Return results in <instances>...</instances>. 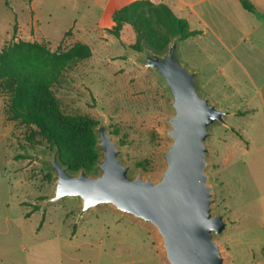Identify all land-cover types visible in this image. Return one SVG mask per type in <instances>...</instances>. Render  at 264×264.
I'll use <instances>...</instances> for the list:
<instances>
[{"label": "rangeland", "instance_id": "1", "mask_svg": "<svg viewBox=\"0 0 264 264\" xmlns=\"http://www.w3.org/2000/svg\"><path fill=\"white\" fill-rule=\"evenodd\" d=\"M165 1L176 15L187 18L191 29L201 27L187 2ZM113 3L0 0V49L18 39L45 42L51 50L58 46L65 50L78 41L87 44L91 56L66 68L53 86L61 109L97 122L104 119L132 173L156 180L162 167L160 151L168 142L163 130L171 113L170 97L154 73L137 64L144 44L139 50L131 25L112 20L113 11L121 7ZM212 17L213 10L204 14L208 22ZM210 44L179 40V58L189 68L210 73L216 67L209 56ZM199 86L204 93L210 90L200 76ZM7 99L8 94L0 92V264H166L155 232L142 221L110 205L80 217L77 198L48 202L55 182L47 164L53 149L34 126L8 119ZM226 120L210 128L207 140L205 171L212 186L213 211L224 214L227 222L216 241L225 264L261 263L264 150L245 154L229 126H241L243 120L235 115ZM97 172L96 165L87 171Z\"/></svg>", "mask_w": 264, "mask_h": 264}, {"label": "water", "instance_id": "2", "mask_svg": "<svg viewBox=\"0 0 264 264\" xmlns=\"http://www.w3.org/2000/svg\"><path fill=\"white\" fill-rule=\"evenodd\" d=\"M178 46L179 40L174 38L157 54L143 45L142 58L137 61L154 73L170 97L171 113L165 117L168 127L163 130L168 142L160 151L158 178L132 173L102 119L93 127L98 172L70 171L55 146L47 161L55 180L48 202L77 198L80 217L100 205H110L142 221L155 232L166 264H225L216 237L225 231L227 222L224 214L213 211L212 186L205 168L210 128L226 123L233 111L220 108L200 89L198 71L182 63Z\"/></svg>", "mask_w": 264, "mask_h": 264}, {"label": "trees", "instance_id": "3", "mask_svg": "<svg viewBox=\"0 0 264 264\" xmlns=\"http://www.w3.org/2000/svg\"><path fill=\"white\" fill-rule=\"evenodd\" d=\"M240 1L247 5V0ZM261 16L264 19V14ZM112 20L116 25H131L134 45L139 50L144 44L157 54H162L173 38L182 41L202 33L191 29L188 20L177 16L166 3L151 0H132L122 5L113 11ZM90 56V47L79 41L65 50L60 46L51 50L45 42L18 39L0 49V92L8 94V119L34 126L51 149L57 147L61 162L72 172L94 169L99 158L93 129L97 121L65 113L53 86L66 68Z\"/></svg>", "mask_w": 264, "mask_h": 264}, {"label": "crops", "instance_id": "4", "mask_svg": "<svg viewBox=\"0 0 264 264\" xmlns=\"http://www.w3.org/2000/svg\"><path fill=\"white\" fill-rule=\"evenodd\" d=\"M114 1L115 4L111 5L116 8L132 0ZM177 1L187 2L190 11L200 19L201 27L193 29H200L202 33L190 38L211 43L208 46L211 54L208 53L216 67L205 74L194 67L204 79L205 86L210 88L205 94H209L213 101L212 96H215V100L226 104L220 108L233 111L227 118L235 115L243 120L241 126L233 123L229 126L242 136V139L237 136L238 145L245 154L249 150H264V19L261 16L264 14V0H247V5L240 0ZM212 10V22H208L204 14ZM214 50L218 54L213 53ZM246 136H253V139ZM234 215L240 223L241 218Z\"/></svg>", "mask_w": 264, "mask_h": 264}]
</instances>
